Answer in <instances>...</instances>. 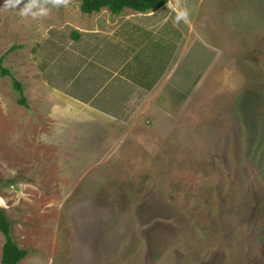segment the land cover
Wrapping results in <instances>:
<instances>
[{"label":"rangeland","instance_id":"374dc122","mask_svg":"<svg viewBox=\"0 0 264 264\" xmlns=\"http://www.w3.org/2000/svg\"><path fill=\"white\" fill-rule=\"evenodd\" d=\"M0 57L28 104L0 77V208L29 252L18 264H264V0L120 15L0 0ZM113 72L157 85L116 77L124 99H106Z\"/></svg>","mask_w":264,"mask_h":264},{"label":"trees","instance_id":"16d2710c","mask_svg":"<svg viewBox=\"0 0 264 264\" xmlns=\"http://www.w3.org/2000/svg\"><path fill=\"white\" fill-rule=\"evenodd\" d=\"M27 3L44 4L49 0H25ZM168 0H80V10L82 13L91 15L107 10L111 15H120L125 10H130L139 14H146L164 8ZM78 33L73 35L77 39ZM0 77L9 78L13 89L18 94L17 103L25 108L28 107L27 99L24 94L22 84L14 77L12 71L4 65V57H0ZM0 234L4 243L0 264H18L25 259L29 252L17 246L14 237L12 225L6 214L0 208Z\"/></svg>","mask_w":264,"mask_h":264},{"label":"crops","instance_id":"0c3cea01","mask_svg":"<svg viewBox=\"0 0 264 264\" xmlns=\"http://www.w3.org/2000/svg\"><path fill=\"white\" fill-rule=\"evenodd\" d=\"M138 30H140V29H138ZM99 33H100V31L97 30V29L90 32V34H94V35H98ZM139 33H142V35H144V36H147V35L151 34V33H147V31H143V30H140ZM125 45H126L125 48L128 49L129 46H130V43H128V44L125 43ZM145 45H146L145 43L139 44V48L137 49L135 54L139 55V52L141 51V49L143 47H145ZM115 47L119 49V48H123L124 45H117L116 44ZM99 48H102V46H100ZM140 54H141V52H140ZM96 65H97V67L99 66V69L106 71V68H105L104 64H100V62H99ZM146 73H147V71H146ZM144 75H145V73H143V74L139 73L138 75L135 73V75H133V77H131V76H123L121 74L118 75L117 73L113 72V76H111V78H110V80L108 82H105V83H103V85H101V86L99 85L98 86V88H99L98 95L102 96L103 98H106V99L110 98V97H113V98H115L114 100L122 102L123 99H124L123 93L119 94L118 92L117 93L116 92H114V93L111 92L112 89L114 90L115 88L118 87V85H112L111 84V81L113 80V78L115 79L116 77L118 79H115V81H119V83H121L122 85L126 84L125 86L131 85L132 88L143 89L145 91V93L148 95V94H150L152 92V90L155 88V86L157 84H154L153 82L149 83L148 80L146 81L147 76L146 75L144 76ZM160 79H162V78H159V80ZM66 96L68 97V99L74 101L77 104H80V105H82L84 107H87V108L93 110L94 112L98 113L99 115H102L104 117H108V118L113 119V120L121 119V118H119V116H117L115 114V112H113L112 109H109V108H106V107L92 106L90 104V102H89L90 100L87 99L88 97H86V99H87L86 100L85 98H79V97L74 96L73 94L68 93V92H67Z\"/></svg>","mask_w":264,"mask_h":264}]
</instances>
